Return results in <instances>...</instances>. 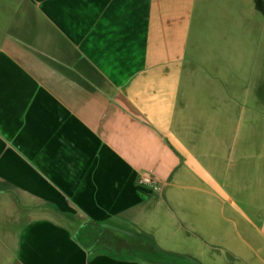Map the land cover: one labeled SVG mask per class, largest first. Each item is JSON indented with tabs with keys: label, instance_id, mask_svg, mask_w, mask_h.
<instances>
[{
	"label": "crops",
	"instance_id": "1",
	"mask_svg": "<svg viewBox=\"0 0 264 264\" xmlns=\"http://www.w3.org/2000/svg\"><path fill=\"white\" fill-rule=\"evenodd\" d=\"M14 45L68 79L3 131L0 264H264L253 0H0L9 70Z\"/></svg>",
	"mask_w": 264,
	"mask_h": 264
},
{
	"label": "rangeland",
	"instance_id": "2",
	"mask_svg": "<svg viewBox=\"0 0 264 264\" xmlns=\"http://www.w3.org/2000/svg\"><path fill=\"white\" fill-rule=\"evenodd\" d=\"M20 11L31 15L30 9ZM32 19V23L29 16V23H13V28L23 29L26 24L34 27L36 24L33 22H36V18L32 17ZM47 58L50 57H44L41 64L37 56L25 54L22 48L15 45L12 48L10 70L7 69V59L4 61L2 57L0 58V143H4V139L10 142L7 136L3 135V131L9 134L10 131L18 132L20 128L35 127L37 109L47 102L48 106H51L50 97L57 92L59 95L64 94L63 91L67 92L66 87L62 86V83H66L68 79L66 56H60L58 65ZM4 66L7 69L5 71H3ZM29 137L34 139V136ZM22 138L25 137H16V139ZM1 187L0 185V191H3ZM0 203L2 205L3 200H0Z\"/></svg>",
	"mask_w": 264,
	"mask_h": 264
},
{
	"label": "built area",
	"instance_id": "3",
	"mask_svg": "<svg viewBox=\"0 0 264 264\" xmlns=\"http://www.w3.org/2000/svg\"><path fill=\"white\" fill-rule=\"evenodd\" d=\"M137 185L141 188H148L152 190L158 189V184L155 178L149 173H143L138 177Z\"/></svg>",
	"mask_w": 264,
	"mask_h": 264
},
{
	"label": "trees",
	"instance_id": "4",
	"mask_svg": "<svg viewBox=\"0 0 264 264\" xmlns=\"http://www.w3.org/2000/svg\"><path fill=\"white\" fill-rule=\"evenodd\" d=\"M255 9L264 17V4L262 0H253Z\"/></svg>",
	"mask_w": 264,
	"mask_h": 264
},
{
	"label": "water",
	"instance_id": "5",
	"mask_svg": "<svg viewBox=\"0 0 264 264\" xmlns=\"http://www.w3.org/2000/svg\"><path fill=\"white\" fill-rule=\"evenodd\" d=\"M263 4H264V0H262Z\"/></svg>",
	"mask_w": 264,
	"mask_h": 264
}]
</instances>
